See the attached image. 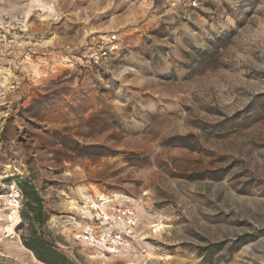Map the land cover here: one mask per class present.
Here are the masks:
<instances>
[{"label":"rangeland","instance_id":"1","mask_svg":"<svg viewBox=\"0 0 264 264\" xmlns=\"http://www.w3.org/2000/svg\"><path fill=\"white\" fill-rule=\"evenodd\" d=\"M20 182L71 264H263L264 0H0V264H49Z\"/></svg>","mask_w":264,"mask_h":264},{"label":"trees","instance_id":"2","mask_svg":"<svg viewBox=\"0 0 264 264\" xmlns=\"http://www.w3.org/2000/svg\"><path fill=\"white\" fill-rule=\"evenodd\" d=\"M20 189L22 191L23 198L25 199V210L22 212V222L27 223L31 227V234L29 238L25 240L26 245L35 252L36 256L49 264H71L70 260L61 252H59L53 246L46 243H42V250L38 252V240H35L36 222L42 220L43 205L41 196L36 187L29 182H20ZM212 247L204 249V254H209Z\"/></svg>","mask_w":264,"mask_h":264},{"label":"built area","instance_id":"3","mask_svg":"<svg viewBox=\"0 0 264 264\" xmlns=\"http://www.w3.org/2000/svg\"><path fill=\"white\" fill-rule=\"evenodd\" d=\"M116 39V36H109L105 41L107 43V46L102 47V50L99 54L94 55L96 62L100 58L107 57L108 53L110 51H113L116 47V45H113L114 41ZM16 197H15V203H18V200H16L17 197L20 196L19 192H16ZM15 205V204H13ZM16 206V205H15ZM17 207V206H16Z\"/></svg>","mask_w":264,"mask_h":264},{"label":"bare ground","instance_id":"4","mask_svg":"<svg viewBox=\"0 0 264 264\" xmlns=\"http://www.w3.org/2000/svg\"><path fill=\"white\" fill-rule=\"evenodd\" d=\"M9 226V225H8ZM13 226V225H12ZM155 227L157 228V229H155V230H158V232L160 231V230H162V227H163V225H161V223L160 224H157V225H155ZM8 228V227H7ZM11 230H13L12 228H9V231H11ZM157 232V231H156ZM161 232V231H160ZM118 243H120V242H118ZM152 256V255H151ZM151 258V257H150Z\"/></svg>","mask_w":264,"mask_h":264},{"label":"water","instance_id":"5","mask_svg":"<svg viewBox=\"0 0 264 264\" xmlns=\"http://www.w3.org/2000/svg\"><path fill=\"white\" fill-rule=\"evenodd\" d=\"M264 264V263H263Z\"/></svg>","mask_w":264,"mask_h":264}]
</instances>
